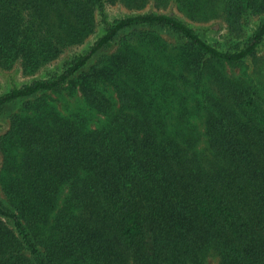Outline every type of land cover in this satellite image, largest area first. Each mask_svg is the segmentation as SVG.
Instances as JSON below:
<instances>
[{"label":"trees","instance_id":"trees-1","mask_svg":"<svg viewBox=\"0 0 264 264\" xmlns=\"http://www.w3.org/2000/svg\"><path fill=\"white\" fill-rule=\"evenodd\" d=\"M262 1L229 0V36L244 41L223 51L173 16L109 22L104 0H0L5 71L36 75L85 42L98 12L104 32L0 96V264H264V107L214 66L258 52L264 17L246 39L242 20ZM164 32L184 49H155ZM68 91L105 124L63 116L53 96Z\"/></svg>","mask_w":264,"mask_h":264},{"label":"rangeland","instance_id":"rangeland-1","mask_svg":"<svg viewBox=\"0 0 264 264\" xmlns=\"http://www.w3.org/2000/svg\"><path fill=\"white\" fill-rule=\"evenodd\" d=\"M106 20L113 22L116 19L144 15L157 14L168 15L178 18L191 28L196 30L202 38L209 44L223 51L235 50L238 43L244 40H233L229 36L227 14L229 0H196L198 8L191 12L175 0H104ZM264 17V1L262 7L254 14L246 16L243 20V29L245 31V39L252 36L253 32L259 26ZM103 24L101 16L95 14L93 21V30L85 37L82 45H71L59 59L44 65L40 72L34 76H27L23 73L21 65L18 64L13 70L5 71L0 69V96L8 93L15 87H21L31 83L34 80L46 77L48 70L63 68L64 64L69 61L74 54H86L90 51L96 40L103 35ZM167 42L169 45H164ZM160 49H184L182 44L175 43V38L168 33H162L160 44L154 47ZM144 49L145 46H139ZM116 47L112 48V51ZM224 77L235 81H241L247 85L254 87L260 94L261 104L264 107V43L259 47L258 52L247 58L240 65H229L216 63L214 65ZM209 90L214 91V86H209ZM57 110L63 116H71L75 114H84L89 119V128L95 130L105 124V118L96 113L90 112L84 102V98L79 91H68L63 95L53 96ZM13 112H17L18 107H12ZM9 118L6 115L0 116V137L5 135L9 130ZM201 133L203 128L201 127ZM199 148H206V140L201 137ZM4 164V155L0 151V170ZM66 195V193H65ZM65 195L63 197H65ZM206 264H219L218 258L209 255Z\"/></svg>","mask_w":264,"mask_h":264}]
</instances>
